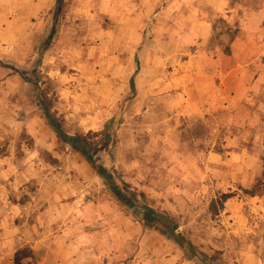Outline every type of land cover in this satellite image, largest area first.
Listing matches in <instances>:
<instances>
[{"label":"rangeland","instance_id":"374dc122","mask_svg":"<svg viewBox=\"0 0 264 264\" xmlns=\"http://www.w3.org/2000/svg\"><path fill=\"white\" fill-rule=\"evenodd\" d=\"M125 1L111 14L93 12L82 20L85 45L90 53L97 49L102 58L100 75L97 79L73 76L67 102L61 99L58 82L32 58L27 63H12L0 56V154L12 144L21 169L34 168L21 181L15 175L3 179L8 186L0 191V198L10 202L77 200L88 205L64 208V215L85 217L88 228L94 229V217L99 214L106 239L121 244L125 257L120 263L127 264L134 252L137 264L161 263L163 253L145 250L144 235L152 232L154 237L161 235L176 243L186 262L242 264L241 251L249 247L264 252V238L247 228L243 237L228 235L226 207L228 201H237L238 211L260 227L264 215V85L239 103L224 93L220 78H208L209 63L199 62L206 73L198 70L194 76L182 65L193 68L186 61L199 49H214L219 42L228 53L230 42L240 36L246 10L263 8L264 0H228L227 8L220 11L212 9L209 0H168L153 13H145L142 7L129 8V0ZM173 1L177 4L163 13ZM72 3L63 0L59 5L56 25L64 22ZM202 13L213 27L206 45L188 35ZM102 29L113 35L101 38L98 32ZM180 31L184 45L167 46L171 35ZM232 86L237 87L235 77ZM46 106L66 132L103 133L116 141L112 154H104L102 162L143 196L140 201L178 223L176 232L193 246L194 256L166 236L161 225L145 227L133 208L114 195L97 168L81 152L66 147L50 124ZM41 141L47 145L41 147ZM255 186L256 196L245 193ZM229 192L236 196L214 215L212 203ZM113 223L116 231L110 238ZM17 256L16 264H33L24 263L34 258L32 251L20 250Z\"/></svg>","mask_w":264,"mask_h":264},{"label":"crops","instance_id":"0c3cea01","mask_svg":"<svg viewBox=\"0 0 264 264\" xmlns=\"http://www.w3.org/2000/svg\"><path fill=\"white\" fill-rule=\"evenodd\" d=\"M168 0H129V8L142 7L146 12L153 13L155 7ZM171 1V0H170ZM177 1V0H176ZM125 0H73L70 10L63 23H55L56 0H0V56L12 63H27L32 58L35 65L59 84L61 99H69V85L73 76L77 79H97L100 75L99 66L102 58L97 49L91 53L84 43V24L86 15L109 13L116 11L125 4ZM177 4V3H176ZM174 4L167 3L163 13L168 12ZM208 4L214 10H224L229 5L228 0H209ZM192 26L188 35L196 36L206 45L210 41L213 27L205 19L204 14ZM243 26L240 27V36L230 42V51L226 53L224 46L219 42L215 48L199 49L188 60L193 68L194 76L199 71L206 73L207 68L198 67L199 62H207L209 79H221L224 93L231 96L236 102H243L256 90L264 85V7L248 8L244 13ZM96 34V28L92 30ZM101 38L113 35L111 30L102 29ZM182 31L171 35L167 46L179 48L184 45L180 42ZM95 37V36H94ZM173 37V38H172ZM207 40V41H206ZM89 52V54H88ZM178 53V49H177ZM198 67V68H197ZM199 70V71H198ZM72 72V73H71ZM234 77L237 87L232 86ZM208 79V80H209ZM234 93V95L232 94ZM69 102V101H68ZM45 131V126L41 132ZM40 144L45 147L46 143ZM39 142V143H41ZM38 145L36 146H39ZM66 147L69 145L66 144ZM12 144L6 152L0 154V191L7 190L6 177L15 175L21 181L26 173L31 174L32 167L22 170L17 153L11 150ZM32 151H30L31 154ZM35 154H32L34 156ZM20 163V164H19ZM31 167V166H29ZM19 183V182H18ZM88 206L79 201H41L29 199L22 202H10L0 198V264H16V254L20 250L32 251L34 258L28 257L24 263L33 264H124L120 246L116 240H107L103 224H99V214L94 217L96 226L88 228L85 217L77 219L75 215L66 217L64 208ZM264 206V205H263ZM43 207L44 209H41ZM98 207V206H97ZM236 207V209H234ZM239 210L237 201L227 203L226 212L229 222L228 230L233 235L246 233L251 229L264 238V215L260 218V227L246 218ZM99 213V210H96ZM78 215V214H77ZM66 221H63L65 220ZM68 219V220H67ZM85 219V220H83ZM64 223L65 226H60ZM135 224L134 222H132ZM253 226H252V225ZM251 225L250 228L247 226ZM117 230H120L116 224ZM114 238L115 224L110 226ZM145 250L163 253V260L157 264H195L186 262L184 252L171 240L161 235L154 237L152 232L144 235ZM123 255V256H122ZM128 256L127 264H137L136 259ZM242 264H264V252L253 248H244L240 254ZM150 264H155L151 262Z\"/></svg>","mask_w":264,"mask_h":264},{"label":"trees","instance_id":"16d2710c","mask_svg":"<svg viewBox=\"0 0 264 264\" xmlns=\"http://www.w3.org/2000/svg\"><path fill=\"white\" fill-rule=\"evenodd\" d=\"M62 2L63 0H57L58 10H56L55 20H57L60 10L59 5ZM0 63L2 62L0 61ZM45 108L50 124L58 133V137L64 143L68 144L73 150L81 152L87 160L97 168L98 173L105 179L114 195L120 201L133 208L136 217L144 224L145 227L161 225L164 229L163 233L166 236L175 240L182 248L185 247L190 256H194L195 250L193 246L186 241L182 235L176 232L178 229V223H174L173 219L158 211L145 201H140V196H143L134 192L130 184H128L125 180L119 179L117 177V171L114 168L107 166L104 162H102L103 155L112 154L116 143L110 135H104L103 133L98 134L97 132H77L70 134L63 129L61 120H58V118L55 117V114L51 112V108L47 106ZM245 193L251 196H256L257 186L250 190L246 189ZM235 196L236 193L234 192L221 194L219 198L212 203L213 214H219V209H223L225 207V203ZM217 205H220L221 208H218ZM16 263H19L18 256L16 257Z\"/></svg>","mask_w":264,"mask_h":264}]
</instances>
